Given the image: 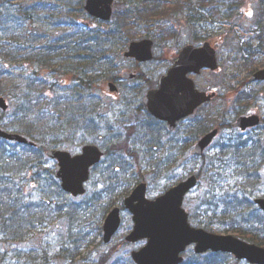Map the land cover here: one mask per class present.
I'll return each instance as SVG.
<instances>
[{"label":"rangeland","instance_id":"1","mask_svg":"<svg viewBox=\"0 0 264 264\" xmlns=\"http://www.w3.org/2000/svg\"><path fill=\"white\" fill-rule=\"evenodd\" d=\"M8 1L6 9L3 8V11L4 18H7V20L10 21L8 26H10V30L12 31L9 35H6L5 32H0V48L2 47V40L6 41L11 39L12 42H14L15 47L16 42H19V44L22 42V44L17 47V50H21V52L16 53L18 56L13 60L11 63L12 66L7 72L8 74H11L12 77L7 78L8 80L4 81V85L11 87L12 85L16 86L18 83H22L21 81H24L25 83L24 88L18 89V92H20L18 96L15 94V97H6L10 103V110L8 113H2V111H0V119H2L0 120V123L11 125L7 130L13 132H18V130H20L22 123L20 122L21 112L26 108L30 109L29 114L38 113L42 109L47 108L54 114L52 119H54L56 123L52 124L50 127H45V125L48 124V121H42L38 126L34 127L35 133H39L38 136L35 135L34 137L42 143H44V140L45 143H56L58 142V139H54V134H65V131L63 132V130H66L70 135L71 130L80 125H85V120L80 119L81 112H83L85 118H87V116L90 115L93 103H98L102 100V89L104 92L108 91L107 89L110 88V84L114 82L115 79H119L123 71H138L141 74V80L140 82H137V84H140L142 90L146 91L167 71L173 60L176 58L179 50L183 46L194 42L200 37H202L200 40H208L216 44L220 61V70L215 73L210 71L203 72L201 76L196 77L197 85L202 90L217 89L219 94L222 93L221 97L216 99L212 106L203 109L201 114L206 118L208 113H214V116H216V114L221 115L225 113V117L220 120V122L219 119L215 118V124L208 127L207 130H210L213 127H220L221 122H231L235 120V117H238V106H234L233 100H231L232 98H237L235 96L238 88L246 92L254 91L256 94V97L249 102V106L245 104L247 108L244 106L243 109L245 110H242L244 112L241 111L242 114L258 113L264 121V83L250 85L248 82L251 74L250 72L255 68H262L264 66V39L259 40L257 38V34L262 33L258 26V21L260 15L264 13V0H245V3L239 8H236L235 5L237 0H215L216 3L213 6L206 3L200 5L199 0H181L182 2H191L190 10L186 9L184 12L183 9L180 14L164 20H159L155 25L143 23L138 27L139 36L143 35L152 38L155 41V59L152 62L146 64L135 63L133 60L123 59L111 51H106V54L109 57V60H107L108 63L101 65L100 67H90V64L84 60L88 59V55L90 54L88 50L72 52L73 47H71L67 50L71 53L66 52L62 59H57L58 56L51 57V54H49L50 57L53 58L52 64L48 65L49 67L39 54H48L42 51L54 47L58 41L65 39L67 36L86 31L83 26L75 27L77 21H79V23H83L84 21L93 23L91 18L83 14L84 9L83 12L81 10L80 4H82V0ZM225 3L227 4L226 8L222 6ZM232 4L231 18L236 25V29H233L231 25L227 24V22L230 21L226 19V14L230 12L229 9ZM127 5V0H116L114 11H116V13L122 12L127 8ZM21 9H25L26 11L29 9L34 15V20L32 21L25 16H21ZM249 11L253 13L251 18L247 15ZM189 13L193 15L192 18ZM262 21L264 22V17L262 18ZM114 23V21L111 22V24ZM94 26L95 27L90 31L92 37L103 30V25L100 23H96ZM171 30L173 31V35L167 33H172ZM88 31L89 30L86 32ZM28 40L34 41L29 42ZM26 41H28V43H26ZM117 42H119V40H117ZM124 42H121V46L118 47L116 53H118L119 50L121 51L125 49V46L123 45H125V43L127 45V42ZM92 44L94 43L88 45ZM78 57L79 59H76ZM251 61L253 62L251 63ZM19 76L22 80L18 78ZM121 84L122 90L127 92L130 88L127 87V85L133 84V82L124 80ZM44 91L45 95L43 98L42 94ZM32 95H34L35 98H40V100L35 103V105H37L35 107L32 106L29 101ZM56 98L65 102L50 105L49 101ZM130 98L131 96H128L122 101V103H117L116 101L111 100V98L108 99L105 97V100H108V105H106L104 109L112 111L111 114L113 118L115 117L116 112L124 107L123 103ZM228 100L229 102H227ZM21 101L23 104H21ZM232 108L234 113L231 112ZM74 114L76 115L75 119ZM76 119L80 120L79 124L76 125V127H69L76 121ZM94 121L95 120H93V122ZM262 126H264V123ZM262 132H264L263 127L259 129L258 133ZM122 133V140L114 145H120L119 149H122L123 152L112 151L111 147H109L108 143L105 141L106 149L109 148V156L105 157L102 164L103 166L100 165L97 170L92 173V178L89 183V194L96 196V192L99 196L100 190L103 187L100 184L107 183L104 174L102 173L105 164L108 162L112 164L113 170L116 168L121 169V173L117 175V180L123 179L125 181L123 183L118 181L119 186L111 182L109 184L111 186L117 185L122 191L118 188L115 194L111 195V199L106 202L105 200L102 201L104 206L111 204L109 210L115 206H120L123 198L132 190L134 184H136V182L138 183L141 178L142 180L147 179L146 181H148L150 188L153 191L151 196L155 197V195L157 196L162 193V189L165 186L174 185L182 180L189 171L188 168L186 171L183 167L179 169L171 168V173L165 175V171L162 173V167H155L156 160L167 162V156L161 147H164L166 141L173 142V139L179 141V131L164 139L154 137L152 133L153 142L149 146H153L155 141L159 142L160 140L162 145L159 146V151L156 152V150L151 147L145 152L142 151V153L138 155V160L136 162L137 167L135 165V160L132 159L131 170L128 169V160L129 156H132L133 153H129L125 150L127 147V140H129L128 136L130 135V131H123ZM230 133L231 129H224L221 136L213 145L225 142L223 141L225 136H231L232 139L240 143L238 138L242 135H239L240 133L234 131L235 135H237L234 137L233 134ZM242 137L246 138L247 135ZM97 139L100 140L99 137ZM196 141L197 139L191 137L183 140V144L187 143L190 146L189 149L191 152ZM213 145L207 151V156L213 155ZM61 146L63 148L68 147L72 151L74 144L69 142L66 145L61 144ZM82 146L83 145L80 147ZM27 147L28 146H23L16 142H11V145H8V150L5 154L14 155V158L16 157L15 155L23 157L22 153ZM106 149L104 148V150ZM139 151H141V149L133 152L137 153ZM155 152L157 155L153 156ZM240 154L241 152L237 155ZM217 155L218 154H215V156ZM181 157L182 156L176 153L173 154V158L180 159ZM33 161L36 163L37 159L34 158ZM179 163H183V157ZM55 165L56 162L50 159L45 162L40 169L33 170L32 172H29L28 168L24 171V166V168L19 170L26 173L22 178L18 175L19 171H10L13 175L15 174L11 181L12 183H15L18 179L30 181L32 174H40V177L35 184L42 185L44 191L47 190L48 193L43 195L41 197V203L33 206V208L38 209L41 205L43 207L45 203L54 202L52 205L53 208H50L49 211V215L52 218L59 214V210L57 209L61 206L60 201H62L63 197L62 193H60L61 191L55 190V180L48 178V175L53 172ZM154 167L157 169V172L152 175ZM132 168L135 172L134 174H132ZM189 168L190 170H193L196 166L191 162ZM261 170L263 171V178L258 183V196H264V165L261 166ZM127 179L130 181L132 180V183L129 184L126 181ZM126 182L127 185L124 186ZM21 188L24 192H28L29 184L22 183ZM198 190L199 189H195L187 199L197 194ZM11 192L12 190H10V195L8 197L5 196V200H13ZM16 195L18 196L19 193L17 192ZM91 195L88 198H90ZM67 198L69 199V197ZM0 201L3 200L0 199ZM17 203H19L18 200L15 201V203H12V210L9 209V211H11L9 218L12 217V212H16L13 210L17 209ZM65 203L66 201L64 204ZM73 205H76V208L86 205L80 208L79 218H76V214L72 212L75 208H70L66 220H59L56 217L50 225L49 222L39 224L40 218L46 220L45 217L48 216L42 215L39 217L37 215L38 212L35 211L30 216V220L32 221L35 219V222L31 226L30 223L25 222L22 227V233L19 235L16 236L17 232L11 230L8 234L0 233V264H32L30 262L31 260H37V264H39V260L40 264H136L132 259L131 253L133 250L139 249L143 246L144 243H125V237L132 229V219L129 213L123 214V225L121 230L112 243L106 245L103 242L102 226L107 214L102 215L100 210L97 212V208H93V212L90 208H86L88 205L94 206V203H89L88 201L80 203V200H78L77 204ZM194 205L196 204H193V202L187 204V210L190 212ZM22 207L27 208L28 206ZM54 207H56V209H54ZM81 212H90V216H82ZM258 212L260 213L259 210ZM28 216L29 214L24 217L29 218ZM72 218L76 220L73 221ZM37 223L39 225L31 231L30 228ZM61 223L64 225H61ZM193 223L196 226H200L198 220L195 222L193 221ZM73 226L78 228L75 229ZM214 232L224 233L218 229H214ZM65 234L70 235L67 238V240H70V244H67V246L70 247L71 250L66 254H63V243L66 241ZM231 234L235 235L236 233L232 231ZM44 251L46 252V259ZM192 253H194V251L191 247L186 254V261L190 260L189 255ZM62 254L64 255L63 257ZM240 264L248 263L243 262Z\"/></svg>","mask_w":264,"mask_h":264},{"label":"trees","instance_id":"2","mask_svg":"<svg viewBox=\"0 0 264 264\" xmlns=\"http://www.w3.org/2000/svg\"><path fill=\"white\" fill-rule=\"evenodd\" d=\"M85 0H82L81 3L84 4ZM8 0H0V32H5L6 35H9L12 30H10V21L7 20V18H4V11L3 8L6 9ZM237 5L236 7H240L242 4L245 3V0H237ZM127 8L124 9L122 12L116 13L114 18L116 20L115 24L113 26H105L103 25V30L102 32H98L94 37H89V34H87V38L84 40H75V41H67V39H63L57 42L58 46L52 47V50L50 48L46 49L45 51H42L44 53L48 54H41L39 53L43 61L47 63L48 65L52 64L53 58L50 57V52L53 51L54 49L56 51H59L61 49L68 50L71 47H73L72 52H77L79 46H83L87 43L94 42L92 44L93 46H89L86 49H94V64L98 67L101 65L106 64L104 60H97V57H101L103 53H106V51H111L115 53L117 56H121V51L119 50L118 53V47L120 46L121 42L123 43L128 42L130 40L136 39L138 36V27H140L143 23H147L150 25H155L156 22L159 20H164L167 18H170L172 16L180 14L183 9L184 10H190V4L191 2H182L181 0H127ZM209 4V3H214V0L208 2L207 0H199V4ZM82 4H80L81 10L83 12V7ZM193 10V9H192ZM31 11L27 9H21L20 13L21 16H25L28 19H33V13H30ZM191 14V13H189ZM191 14V18H192ZM264 17V13L260 15L259 21H258V26L260 27L261 34H257V38L259 40L264 39V22L262 21V18ZM192 22V20H191ZM22 25V23H21ZM147 27V26H146ZM83 35V34H82ZM91 35V33H90ZM119 40V42H117ZM19 41V40H16ZM29 42H33L34 40H28ZM26 41V43H28ZM2 42V47L0 48V95H6V96H11L15 97L18 96L20 92H18V89L24 88V81H21L22 83H18L16 86L12 85L10 86H5L4 81H7V78H11L12 75L8 74V69L12 66L13 60L16 59L18 55L16 53L21 52V50H17V47L22 44V42L19 44V42H16V47L14 42H12L11 39L6 40V41H1ZM12 42V43H11ZM59 42L64 43V45L59 46ZM117 42V43H116ZM124 42V43H125ZM66 43V44H65ZM82 48V47H80ZM85 50V48L83 47ZM120 49V48H119ZM37 50V49H36ZM24 51V50H23ZM79 52H82L81 49H79ZM71 53V52H70ZM49 67V66H48ZM8 74V75H7ZM11 75V76H10ZM20 80V76L18 77ZM16 92V93H15ZM33 93V92H32ZM45 93V91H44ZM43 93V94H44ZM250 95V94H249ZM247 95L242 97V94L238 95L239 99L237 101L238 105H243L248 103L251 98H253V95ZM40 100L39 97L35 98L34 95L29 99L30 103L32 101L38 102ZM32 104V103H31ZM32 106H37L35 104H32ZM76 108V107H75ZM207 114V122H206V127H211L212 125L215 124L216 119H220L221 117L216 114ZM75 114H74V119H75ZM216 118V119H215ZM2 120V119H0ZM80 120H77L71 124L69 127H76V125L79 124ZM2 126L6 129H9L11 125H6L5 123L2 124ZM65 134L69 135L66 130ZM18 133H21L27 137H29L31 140H33L35 143H37L36 147H27L25 151L22 153L23 161L18 165V166H13V167H8L5 169H2L0 171H4L9 173L8 179L10 181L13 180L15 174L11 173L10 171H19L22 168H24V171L26 169H29V172H32L33 170H38L43 166L45 162H47L49 159L46 156V152L51 149V148H57L61 146V144L66 145L69 143V140H63L59 141L53 144L49 143H42L41 141L37 140L34 136H38L39 133H35L34 127L33 126H25L24 124L21 123L20 130H18ZM39 138V137H38ZM255 142V141H254ZM0 145L5 146L4 147V155H6V151L8 150L7 147L8 145H11V142L0 139ZM55 145V147H53ZM264 144H259L258 142H255V145H250V147L244 149L240 155H235L233 158L237 160L238 163L242 164V167H237L236 172L238 175L242 177L241 180H239L236 184V189L232 194V197L230 199H225L224 197H217L214 193L208 192L206 193L204 191V188L207 186L203 182V177H204V171L205 169L208 170H214L213 168H209V161L210 160H215L217 163H220L223 161L224 156L228 155L227 152L224 153H218L217 156L212 155V156H203L201 158V166L196 169L197 174L200 178V186L198 193L195 194L194 196L190 197L187 201L186 204H190L193 202L196 205L193 206V209L190 210L191 212V219L192 221H197L199 222V225L204 226L205 228L209 230H214L218 229L219 231H223L226 233L229 232H235L239 237L256 242L260 245H264V236L263 233L260 231H264V215L260 212H258V208L254 204L253 201V196L254 194L259 190L257 187V183H259L260 179L263 178V171L261 170V166L264 165ZM13 149V148H12ZM12 157L14 155H11ZM17 156V155H15ZM30 156V158H29ZM255 157H259V159H256ZM14 158V157H13ZM34 158L37 159V162L35 163L33 160ZM200 161V160H199ZM42 164V165H41ZM195 171V172H196ZM39 176L40 174H32V178L30 181L32 183H37V179H34L35 177ZM49 179H54L55 181V190L56 191H61L62 193V201H60V207L57 209L59 210V214L56 216L57 219L59 220H66L67 219V214L70 208H75L73 209L72 212L76 214V218H79V212L81 206L76 208L75 205H70L69 204V199H66V195L61 187L59 186L58 182L56 181L54 177V170L48 175ZM10 190L8 187L4 185H0V193H4L6 195H0L1 200H5V196L10 195ZM45 193L47 194L48 191L46 190ZM66 195V196H65ZM2 196V197H1ZM63 198H65L63 200ZM8 199V198H7ZM0 201V202H3ZM66 203L64 204V202ZM59 203V202H58ZM54 202H48L47 204L45 203L46 206L40 207L39 209L35 208H24V210L29 214V218L24 217L20 211L19 208H17L15 213L12 212V217L15 218L17 215L20 216L22 222H25L26 220L30 221V223H34L35 219L32 221L30 220V216L36 211L38 212V216L43 215V216H48L45 217L46 220L39 219L40 223H48L49 225L55 220L49 215L50 208H53ZM12 204H7L3 208H0V233H5L8 234L10 231V226L12 225L9 223L13 221V219L9 218V214H11L9 209L12 210ZM56 209V207H54ZM64 209H67V211H64ZM45 210L43 214H41V211ZM9 211V212H8ZM82 216L89 217L90 212H81ZM197 219V220H196ZM72 220H76L73 219ZM92 224V223H91ZM90 224V225H91ZM61 225H64L61 223ZM69 225V224H66ZM226 226V227H225ZM261 226V227H260ZM225 227V228H224ZM15 230L19 231L21 230V227H19V223L14 225ZM73 228L77 229L78 227L73 226ZM260 232V233H259ZM90 235V234H88ZM86 235V236H88ZM17 236V234H16ZM70 235L65 234L66 241L63 243V254H66L70 249V247L67 246V244H70V240L67 238ZM62 254V257L64 256ZM190 260L185 261L183 264H240V261H237L233 259L229 254H223V253H209L206 255H197L195 253L189 255Z\"/></svg>","mask_w":264,"mask_h":264},{"label":"water","instance_id":"3","mask_svg":"<svg viewBox=\"0 0 264 264\" xmlns=\"http://www.w3.org/2000/svg\"><path fill=\"white\" fill-rule=\"evenodd\" d=\"M115 0H87V11L102 20L108 21L113 14V3ZM152 40L145 39L132 42L126 57H133L140 62L150 61L153 58ZM191 53H202L193 57ZM208 68L217 70L219 68L216 50L210 43L201 48L194 46L185 47L178 61L170 69L167 76L160 82V88L148 92L145 104L150 111L154 106V100L159 96H175L180 100L177 111H160L154 115L169 122L171 129L176 122L194 113L196 108L205 102L210 101L215 94L199 92L195 88L190 73H200L202 69ZM130 75H125L129 77ZM264 80V69L258 71L251 81ZM111 91L117 90L114 84H110ZM9 105L4 97H0V109L7 110ZM258 116L242 117L238 120L237 126L246 129L258 124ZM218 130L205 135L197 144L195 150L201 155L210 146L216 137ZM0 138L10 141H17L26 145H34L26 137L3 130L0 127ZM94 163L88 164L87 169L83 166L73 168L70 161L77 159L65 150L53 149L48 151V156L58 161L56 176L62 181L63 188L75 196L85 193L84 183L89 179L90 168L99 163L103 153L95 146L92 149ZM200 155V156H201ZM98 157V158H97ZM197 177L192 176L186 181L172 188L164 195L155 200L147 198V185L140 184L127 198L126 205L134 214L135 227L127 237L130 242H137L147 239L148 242L141 250L133 253V259L137 264H181L184 260L183 254L186 249L195 245L198 254L208 251L229 252L237 259L246 260L251 264H264V247L247 242L229 234H216L204 228L195 227L190 223L189 213L184 208L185 196L197 185ZM256 203L264 210V198H259ZM121 225L120 209L116 208L107 218L105 225V241H111L114 234Z\"/></svg>","mask_w":264,"mask_h":264},{"label":"snow or ice","instance_id":"4","mask_svg":"<svg viewBox=\"0 0 264 264\" xmlns=\"http://www.w3.org/2000/svg\"><path fill=\"white\" fill-rule=\"evenodd\" d=\"M247 15L249 18H251L253 13L249 11ZM201 54L202 53H191L193 57L199 56ZM64 102L65 101L59 100L58 98L49 101L50 105ZM31 103L35 104L36 101H32ZM21 104H23L22 101ZM179 104L180 100L174 95L157 97L153 102L154 106H150V111L142 114L140 117L136 118L133 121L136 132H134L129 138L125 150L137 151L141 148V145L149 146L153 142V136L148 133L155 132L156 136L158 137L161 130L164 129V125L163 123H161V120L153 119L152 117L154 115H159L160 111H177ZM29 111L30 109L26 108L21 112L20 117V122H22L26 127H36L45 120L48 121V124L45 125V127H50L52 126V124L56 123V121L52 119L54 114L51 113L47 108L33 114H29ZM108 116L109 120H111L112 114L110 113L108 114ZM161 119L164 118L161 117ZM88 123L91 124L92 122L89 121ZM99 127V121H96L94 126L91 128H89L87 125H80L77 128H74L73 130H71L70 135L62 133L54 134V139H58L59 141L69 140L74 144L72 151L77 154L78 158L70 161V164L73 168L83 166L86 170L88 164L95 162L93 159V147L98 146L100 148L106 149L105 141L103 139L98 140L97 137L92 134ZM119 132L120 129H114V135ZM81 145H84L85 147L81 148ZM4 147L5 146L0 145V170L8 167L18 166L23 161L24 157L16 156L15 158H13L11 155L5 156ZM53 147H55V145H53ZM248 147H250V145L247 140H245L244 143L233 142L232 144H229L228 142H221L218 145H213V155L224 152H227L228 155L224 156L223 161L220 163H217L215 160L209 161V168H213L214 166V170L210 171L208 169H205L204 171L203 182L205 185H207L204 188V191L206 193L212 192L217 197H224L225 199H230L232 197V194L237 191V182L242 179V177L236 172V168L243 166L242 164L238 163L237 160L233 157ZM200 155L201 153L199 151L192 150V161L195 162L196 157ZM255 158L259 159V157ZM132 159L133 158L129 156V170H131ZM95 171L96 169H93V172ZM115 171L119 173L121 169L116 168ZM9 175L10 174L7 172L0 171V185H4L12 190L11 194L13 195V200H4L3 202H0V208H3L7 204L15 203V201L18 200L19 203L16 204V207L19 208L21 213L26 216L28 213L22 206L33 207L40 204L41 197L43 195H46L44 188L42 185L32 183L31 181H24L22 179H18L15 181V183H12L8 179ZM18 175L22 178L26 175V173L24 171H19ZM34 179H39V176L35 177ZM22 183L29 184L28 192H24L22 190ZM17 192L19 193L18 196L16 195ZM0 195L6 194L0 193ZM68 202L69 204H71V198H69ZM64 211H67V209H64Z\"/></svg>","mask_w":264,"mask_h":264},{"label":"flooded vegetation","instance_id":"5","mask_svg":"<svg viewBox=\"0 0 264 264\" xmlns=\"http://www.w3.org/2000/svg\"><path fill=\"white\" fill-rule=\"evenodd\" d=\"M177 56H178V54H177ZM131 72H133V74H134V77L132 78L133 84H128L127 85V87H130L127 90V93H125L122 90V84H121V82H124V81L122 79H120V80H117L116 81L117 85L119 86V91L115 95H112V94L108 93L107 91L103 92V94L105 96H107V97H110L111 99H116V100L117 99H122V98L128 97V96L134 97L136 95L135 94V91H139V90L142 89V86L140 84H137V82H140V80H141L140 79L141 74L138 71H131ZM159 78H158V80H159ZM158 80H157V82L154 83V85H153L154 87L153 88L158 87ZM140 98H141V96L137 97V101L140 100ZM146 111L147 110L144 107V105L141 104L139 106V108L135 109V112H134L135 115L130 120V124L129 125L127 124V121H125L123 119H119L117 121H112V120L105 121L106 127L104 128V131H106V138L107 139H111V138L116 139V138L121 137L123 129H125V131H127V132L129 130L132 133L136 132V128H135V126L133 124V121L136 118L140 117L142 114L146 113ZM195 115L192 116V117H188V118H186V119L181 120V121L178 122L177 127H176V129L173 132L179 131V136L178 137L180 139L186 140V139H189V138L193 137V139H198L199 140L206 133L207 128H206L205 119L203 118V114H201V112H198V115H196V116H199V119L198 120L197 119H193L194 117H196ZM260 117H261V115H260ZM152 118L153 119H156L154 117H152ZM161 123H163V125H164V129L161 130V131L166 132L168 130L169 132L173 133L172 131L169 130V126H168V124L166 122L161 121ZM263 123H264V121H263V118L261 117L260 125H258L256 127L248 128V130H246L245 132H242V131L238 130L234 126L233 123H232V126H223L221 128V130L224 131V129H227V128L231 129V133L233 134L234 137L237 136V135H235L234 131H237V132L240 131L239 133L240 134H243V136H246L247 135V141H248L249 144L255 145V142H254L255 141V137H260L261 135L264 136V132L258 133L259 129H261L262 127H263V131H264V126H262ZM117 128L118 129H121V131L119 133H116L114 135V129H117ZM182 128H184V129H182ZM97 129H99V128H97ZM152 133H153V136L156 135L155 132H151V133H148V134L151 135ZM251 134H252V137H249ZM224 138H226L225 140L229 144L230 143H233V142L239 143L238 141H235L234 139H232L231 136L230 137L225 136ZM261 141H264V140L259 139V144H263ZM240 143H244V140H240ZM188 146L189 145H183V150H182L183 152L182 153H185L186 152V149H187ZM145 147H148V146L141 145V149L142 150H144ZM111 169H112V165L111 164H107L106 167L104 168L105 172L107 173V174H105V176L107 178H109L107 180L109 182H112L113 180L111 178H114L112 176V174H111ZM117 174H119V173H117Z\"/></svg>","mask_w":264,"mask_h":264}]
</instances>
